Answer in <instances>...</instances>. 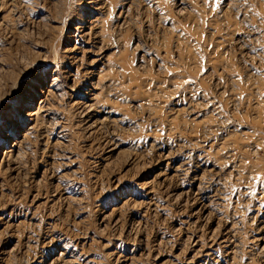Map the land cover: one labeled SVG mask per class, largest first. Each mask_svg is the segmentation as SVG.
I'll use <instances>...</instances> for the list:
<instances>
[{
    "label": "rangeland",
    "instance_id": "rangeland-1",
    "mask_svg": "<svg viewBox=\"0 0 264 264\" xmlns=\"http://www.w3.org/2000/svg\"><path fill=\"white\" fill-rule=\"evenodd\" d=\"M0 264H264V0H0Z\"/></svg>",
    "mask_w": 264,
    "mask_h": 264
}]
</instances>
